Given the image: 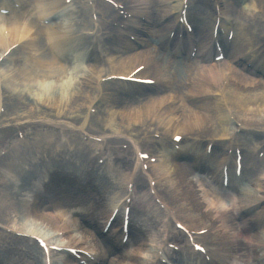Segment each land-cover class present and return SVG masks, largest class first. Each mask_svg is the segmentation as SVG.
<instances>
[{"label":"bare ground","instance_id":"1","mask_svg":"<svg viewBox=\"0 0 264 264\" xmlns=\"http://www.w3.org/2000/svg\"><path fill=\"white\" fill-rule=\"evenodd\" d=\"M27 1L26 4L31 7L33 19H35V17H39L42 20L48 17L52 18V16L56 15V12L65 9L63 5H60V0ZM126 1L128 6L127 12H131L133 15L141 9H138L139 6L153 3V9L150 11L146 10L144 18L147 20L151 19L154 23L156 41L160 43L161 48L164 50L173 52V55L180 54L184 46L180 49L178 46L168 44L167 40L168 31L171 30L176 18L174 11H177L180 7V5L173 4L176 0ZM236 1L238 4L244 3L240 0ZM132 4H136V6L131 8ZM105 10L107 11V9ZM190 14L191 16L193 14L194 18L197 16L196 19H198V21L194 34L198 37L199 49L204 50V44L210 34L213 18L210 17L209 14L208 16L205 14L203 7L192 10ZM4 19L6 24L0 25V54L7 46L1 37L2 28L6 27L11 33L10 45L28 35L32 38L27 44H23L16 49V52L22 51L21 53H26V64L15 68L13 67L11 70L3 72V65L11 61L10 58H7L8 60H4L3 65H0V73L6 76L5 78L7 79L11 78L14 82H34V84L38 86V98L46 105H43V108L61 109V111L67 108L74 112L82 111L84 106L89 103L95 95L94 92H96V87L93 79L87 78L82 80L81 82H83V84L81 87L72 88L73 80L68 76L70 69L60 66L54 58L47 54L43 44L42 33L43 31H49V38L52 40L51 45L59 55H64L63 59L65 60L67 59L66 53L71 50L72 43L78 44L77 41L82 42L80 35L78 34L76 37H74L75 33L69 36L66 35L67 30L64 31V29L67 23L65 20L55 22L48 28H40L32 19L27 20V18H24L23 20L25 21L22 20L21 22L24 23L21 24H15L19 22L17 19ZM125 22L127 23L128 29L134 32L137 37H140L139 33H137L131 25L134 21H124V23ZM82 23L84 27L92 26L86 20H82ZM247 23L246 18L241 15L238 23L235 24L234 37L229 46L228 53L229 57L235 63L241 61L244 56L248 59L255 57V66H257L259 59L261 57L264 58V54H260L259 50H251L252 46L256 45V37L254 38V35L250 32ZM122 48L123 51L131 53L124 59H122V57H113L111 53H108L112 60L110 70H115V73L126 75L137 65L147 63L148 66L143 72L145 75L155 76L165 81L168 80L165 73L167 70L166 67L174 66L178 76H176L173 86L170 88H153L155 97L151 98L145 105H141L138 109L127 110L126 112L115 110L113 116H110V118H113L111 122V131L116 132L118 135L122 133L123 136L128 137L129 143L133 148H136V146L147 137L146 134H149L151 131L158 134L155 128L147 123L151 118L156 117L162 125L176 129L183 137L180 144V157L182 161L174 158L172 163L166 164L163 160H160L161 166L156 165V167H152L153 174H158L159 172L172 173V178L169 182H162L161 185L156 188L157 196L168 205L174 202L175 209L177 210L176 219L191 231L196 232L206 227L210 230L224 231L225 237H231L230 234L226 232H232L233 230L230 220L227 219L225 225H223L215 219L213 214L209 213L206 215V213H199L198 201L196 202L195 200L197 195L192 189H195V187L190 183L191 181L189 182L186 173L183 171L182 164L188 162L196 169H200L201 172L208 173L214 182H216V180L218 182L220 179V167L223 162L227 161L229 163V159L222 150L216 154L214 153V149H212L210 156L201 154L203 148L205 150V145H196L195 138L218 139L229 135L233 129L230 128L227 109H229L234 102L232 101L233 99L237 100L241 111L247 113L250 117L249 119L244 118V126L256 130H264V83H260L257 77L247 76V74L246 76H242L235 73L227 64H222L220 66L221 70L215 69V64L210 65L211 68L209 69H201L191 64L184 65V68H179L170 63V58L162 59L152 55L153 53L150 51L145 53L137 52L135 46L124 39L120 41V45L113 51L120 52ZM87 58L90 61H94L90 55H88ZM247 62L243 63L242 66H245ZM251 70H254V68H251ZM99 74L100 72L98 71L95 73V75ZM89 79L90 81H88ZM224 80H227L228 84L224 89H221V83ZM118 91L123 97H133V95H127L122 88H119ZM211 94H218V97L208 98ZM24 100H26V98ZM223 103L225 107L222 106ZM261 139L262 134L252 135V133L249 132L248 135L243 134V145L249 149L253 146V142L258 141V147L264 141ZM185 140L186 143L183 145L182 142ZM152 149L159 153H165V155H161L166 157L168 155L164 150L172 151V147L169 143L157 144L155 141L152 144ZM183 159L185 160L183 161ZM259 165H264V161ZM251 166L252 167L249 169L244 167L243 171L245 175H248L250 178L251 186L253 187L252 193L248 192L246 189L237 191L234 180L232 179V181H230L228 190L233 192L237 199L236 208L234 210L231 209L230 216L233 218L234 222L240 223L241 229L239 231H233L236 232V235H244L243 251L248 264H264V229H257L256 226H253L254 223H251L253 216L263 217V204L256 205L255 202L261 198L259 192L264 190V169L262 171H256V169H253L256 164L252 163ZM122 168H124V164H122ZM78 169L75 165L67 162H60L52 167L51 172H46L50 180L44 189L47 193L46 196H50L49 201H45L44 198L46 196L41 195L39 192L36 193L30 185L21 186V191L25 190L28 193H32V201L28 204H24L31 217L24 222V230L32 231L30 227L36 225L41 230L47 229L50 234L63 231L65 226L61 223V220L66 219L68 212L60 210L56 215L61 220L55 221L51 217V210L53 208L59 206L66 207V205L73 202H83V195H89L92 192L97 193L100 190L108 188L104 183L100 184L92 181L87 171H84L83 174L88 180L86 184L81 183L79 177L76 178L75 175L77 171L80 173ZM124 170L122 171L123 174H120V176H123L126 182L127 177ZM141 185L143 186V183H141ZM212 192L214 193V191ZM139 194H143V192H139ZM188 196H191V198L188 199ZM92 199H88V202L91 206L90 210H94L92 213L93 217L102 213L104 214L102 217L104 222L108 213L103 212V200H99L98 197ZM167 199L170 201L167 202ZM96 200L100 202H96ZM23 202H25V200ZM215 202L219 203L221 206H225V203L217 194L214 200L210 201V205H213ZM18 205H22V201ZM168 205L164 206L168 209V212H170L171 209ZM50 206H52V209H50ZM17 212L23 216L27 215H25L24 210H17ZM83 234L80 240L73 235L66 236L67 245L78 250H85L82 243L84 244V240L87 236ZM225 237L214 238L213 241L216 243H223ZM234 238H236L235 235ZM141 241L139 236H135L130 240L131 246H136L132 250L134 256L123 255L118 259L117 264L136 263L137 259L135 256L139 253L147 252V248L139 244ZM224 244L228 245L230 248L232 247L231 244H228V241ZM225 245L224 252L215 253L214 251L211 253L213 261L217 255H220V260L214 262H218V264H228V262H231L230 260L232 258L236 257V252L234 251L231 252L232 256H230L229 248ZM55 258L57 259V263L69 264L67 260L61 259L58 256H55L54 259Z\"/></svg>","mask_w":264,"mask_h":264},{"label":"rangeland","instance_id":"2","mask_svg":"<svg viewBox=\"0 0 264 264\" xmlns=\"http://www.w3.org/2000/svg\"><path fill=\"white\" fill-rule=\"evenodd\" d=\"M258 1V0H256ZM259 6H263V4H258ZM245 8L240 9V11L242 12L243 15H245L246 18V14L244 12ZM31 16V7H25L23 10L21 9L20 11H15L13 12L11 15H9V19H17V20H23L24 18H27V20L30 18ZM255 20V19H254ZM261 20L264 21V16L261 17ZM25 21V20H24ZM255 22V21H252ZM67 30V29H66ZM68 33H70V30H67ZM23 63V60H21L20 64ZM2 85H7V84H2ZM15 86L17 85V88L19 89H15L13 87H11V89H7L4 88L2 89L3 91V98L5 101H11V96L13 93L16 94H24L26 93L27 97L29 99H32L31 97V90H36V88H38V86L34 85L32 83H23V84H14ZM78 87L77 83H73L72 81V88H76ZM76 90V89H75ZM73 90V91H75ZM11 91V92H8ZM8 92V93H7ZM9 101V102H10ZM30 102V100H29ZM32 102V105L26 107L25 109L23 107L17 106L15 105V102H12L11 105L9 106L6 110V107L4 105H2V108L4 111H6V114L4 115L3 119L0 120V128L4 129L7 125L11 126V133L10 134H1L0 133V146L1 149L3 150H8V151H13L14 147L16 145L17 149L20 152L21 150H24L25 144L31 142L34 138H36L38 135H42L44 137H49V136H53L52 140H53V148L57 145V138L58 136H64L68 139L69 142L72 143V147L69 150H72L74 147L76 148H86L88 145L87 141H83L82 136L74 129H68V128H62L60 129L59 126H55L54 124H50L49 127L44 128L42 127V125H38V120L36 119V116L38 115L37 110H38V106L36 105L35 102ZM28 103V101H26V104ZM134 105V104H133ZM24 106V105H23ZM125 107H130L132 106V104H125ZM125 107H121V108H125ZM70 112L67 110L66 112L63 111V113H59L58 114V118H60L63 122H69L71 119L76 118L77 120H79L80 122L82 121L83 117L85 114H83V110L82 111H78V112H74L71 109H69ZM44 114H49L51 118H53V116L57 113H55V111L51 108V109H46L44 111ZM43 116V115H42ZM41 116V117H42ZM90 117H92V124H86V131L89 134L95 135L97 133L100 132L99 130V123L101 121V114L99 109L97 110V113L94 115H89ZM15 117H28L30 119V121L26 122V124H24L23 126H19L21 123L23 122H14V118ZM39 117V118H41ZM96 117V120H95ZM100 119V121L97 120ZM246 117L248 118L249 116L246 115ZM14 125V127H13ZM13 127V128H12ZM17 130H20L22 132H24L25 134V138L24 140H19L16 135L15 132ZM117 141L119 142H114L117 144H108L107 142H105L104 144H106V147H119L122 141H124V143L126 142V140L123 139H118ZM76 144H79L80 146H77ZM83 147V148H81ZM99 149V146H95L94 147V155L96 154L97 150ZM29 154L30 156L27 158V160L25 161V165L27 164V166L29 167V169L31 171L34 170V168L40 167L42 163H37L33 165V162H31V157L34 156L35 151H32L31 149L29 150ZM8 157V156H7ZM7 157H4L5 162H0V164L2 165V172L5 170V168H7V164H8V159ZM42 167H45L44 165ZM32 173V172H31ZM121 174V168L119 169L116 168L115 172L113 174V179L111 180V183L113 184L111 188H109V192L110 194L107 195L105 197H114V196H118L120 195L121 191L123 190V186H124V179L122 176H120ZM34 175V174H32ZM30 175L29 178H32ZM6 178H1L0 179V189L3 183H5ZM247 188H249V180L247 178ZM122 187V188H121ZM111 195V196H110ZM109 203V201H108ZM150 202L147 201L146 198L137 196L136 197V204H138V210L133 214V222L134 224L138 227L140 225H142V235L145 236V243L149 246L148 251L149 250H153V247L156 243H159L160 240L162 239V232H163V227L161 225V219L159 217V214L157 213V211L155 210L156 208L152 207L151 204H149ZM112 203H110L111 205ZM74 208V206H71ZM144 207V208H143ZM106 208H108V205L106 206ZM28 220L26 218H22L20 216H17L14 213H10L9 215H5V221L1 223L11 229H16V230H20L23 231V224L24 222ZM91 247H93L95 250L100 251L101 253H103V255L108 258V261H105L104 264H109V263H113L115 264V260L112 255L106 253L103 248L101 247V245L96 244L95 242H92L89 244ZM3 246H9L12 248H17L20 250H24L25 252L28 253V255L31 257V259H33L36 263H40L41 261V257H40V252L38 250V248L31 242V241H26V240H22L20 238H16L13 237L10 234L5 233L4 231L0 230V247ZM114 255V254H113ZM34 256L37 257L34 258ZM53 264H61L60 262L57 263V259L55 258L53 261Z\"/></svg>","mask_w":264,"mask_h":264}]
</instances>
